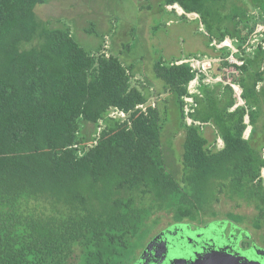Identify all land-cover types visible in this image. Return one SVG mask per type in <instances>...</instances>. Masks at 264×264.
<instances>
[{"label":"trees","instance_id":"obj_1","mask_svg":"<svg viewBox=\"0 0 264 264\" xmlns=\"http://www.w3.org/2000/svg\"><path fill=\"white\" fill-rule=\"evenodd\" d=\"M45 3L0 0V264H129L151 216L204 225L223 199L251 207L250 227L264 232V35L249 44L264 24V0L162 3L180 6L185 14L169 13L182 19L198 15L210 49L200 56L223 59L216 73L230 50L210 43L233 40L244 60L234 65L244 101L236 107L227 84L201 83L189 94L194 73L176 62L199 54L154 62L163 96L144 80L133 84L132 66L103 43L85 49L70 27L40 18L35 7ZM171 101L184 129L176 172L160 138ZM224 217L248 222L233 211Z\"/></svg>","mask_w":264,"mask_h":264},{"label":"rangeland","instance_id":"obj_2","mask_svg":"<svg viewBox=\"0 0 264 264\" xmlns=\"http://www.w3.org/2000/svg\"><path fill=\"white\" fill-rule=\"evenodd\" d=\"M163 1L47 0V3L37 5L35 9L40 18L50 19L51 25L70 27L74 38L85 49L95 51L98 45L103 43L107 53L116 55L121 62L132 66V71L136 76L132 80L133 84H136L137 80H144L151 86L149 91L155 89L156 92H162L164 83L155 76L153 71V64L156 60H169L198 54L200 56L201 53L210 50L206 48V30L197 21L198 17L190 13L186 14L188 20L179 17L174 19L173 17L176 15L165 11L162 5ZM181 9L177 4L166 8L167 11H174L177 15L184 13ZM251 13L257 16L258 11L252 9ZM144 92L147 90L144 89ZM161 94L163 96L166 93L162 92ZM159 103L162 104V101L160 100ZM163 121L160 138L167 159L170 160L174 169H171L167 163L168 168L174 172L177 171V168L180 171L184 129L180 126L173 101L168 104L167 114ZM246 131L244 136H248ZM207 136L210 137L209 130ZM217 146L221 147L222 144L217 141ZM262 174L264 175V168L261 170ZM214 207L219 216L214 219L210 218L204 225L186 221L174 223L171 215L164 212H158L151 216L144 228L146 231L143 230L131 243L132 255L135 257L134 262L140 258L148 243L154 237L162 234L165 229L179 227L186 230L187 233L191 230H204L209 225L214 227L216 223L221 224L229 221L224 217L229 211L247 216L248 222L243 224L229 221L232 224L225 223L222 226L235 227L234 225H238L246 231L249 229L252 239L246 241L247 247L245 248L249 247L248 244H251L253 239L258 246L264 248V232L256 231L250 227L249 220L254 213L251 207L232 208L231 203L224 199ZM152 219H156L157 222L153 224ZM134 262L129 264H134Z\"/></svg>","mask_w":264,"mask_h":264},{"label":"water","instance_id":"obj_3","mask_svg":"<svg viewBox=\"0 0 264 264\" xmlns=\"http://www.w3.org/2000/svg\"><path fill=\"white\" fill-rule=\"evenodd\" d=\"M209 225L204 230L170 227L154 237L134 264H264V248L254 240L248 248L240 245L251 240L250 233L238 225ZM213 228L212 230H210Z\"/></svg>","mask_w":264,"mask_h":264},{"label":"built area","instance_id":"obj_4","mask_svg":"<svg viewBox=\"0 0 264 264\" xmlns=\"http://www.w3.org/2000/svg\"><path fill=\"white\" fill-rule=\"evenodd\" d=\"M170 7L172 5H169ZM171 9V8H170ZM198 17L197 14H194ZM264 35V24L258 23L255 26V29L253 31L252 37L249 41V44H257L261 37ZM264 46V43H262ZM210 46L215 47L216 49H222L224 47H227L230 50V54L227 56L226 60L229 65L223 66L222 71L220 73H216V65L223 61L221 57H215V56H198V57H190L184 60H180L176 63H188L191 67L192 72L194 73V77L189 81L188 83V91L189 94L197 93L198 86L201 83L204 84H215V83H223L229 85L233 91L234 96L236 98V103L234 107L238 105H243L244 101L241 97L242 89L239 86L237 82L234 81L233 75L237 74V69L234 67L236 66H242L244 64V60L239 58L236 53H239V50L234 46L233 40L229 38H225L222 41L213 40L210 43ZM184 100L192 105L193 103V97L186 96L184 97ZM139 108H142L145 110L144 105H139ZM191 108L190 106L185 107V113L186 116V122L188 124L192 123V120L188 117V112H190ZM111 117H125V113L120 110H112L110 112ZM245 122L248 124L246 128V135H249L251 126L249 125V119L246 117ZM245 134V133H244ZM247 138L248 136H244ZM218 142L222 144V140L218 139ZM262 177L264 178V175L262 174Z\"/></svg>","mask_w":264,"mask_h":264},{"label":"crops","instance_id":"obj_5","mask_svg":"<svg viewBox=\"0 0 264 264\" xmlns=\"http://www.w3.org/2000/svg\"><path fill=\"white\" fill-rule=\"evenodd\" d=\"M177 6H178V5H177ZM167 7H168V6H166L164 9H165L166 12H169V11L166 10ZM178 7H180V6H178ZM180 8H181V7H180ZM181 11H183V10L181 9ZM191 14H195V13H191ZM178 16H179V15H178ZM173 18H174V19H177V16H175V17H173ZM187 20H188V19H187ZM170 21H171V19H170ZM251 130H252V129H251ZM251 130H250V133H251ZM250 133H249V134H250ZM248 136H249V135H248Z\"/></svg>","mask_w":264,"mask_h":264}]
</instances>
